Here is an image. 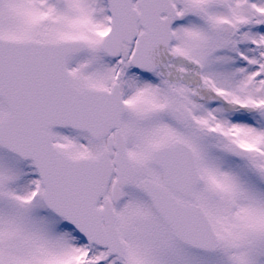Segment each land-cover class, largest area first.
Masks as SVG:
<instances>
[{"label": "snow or ice", "instance_id": "1", "mask_svg": "<svg viewBox=\"0 0 264 264\" xmlns=\"http://www.w3.org/2000/svg\"><path fill=\"white\" fill-rule=\"evenodd\" d=\"M0 264H264V0H0Z\"/></svg>", "mask_w": 264, "mask_h": 264}]
</instances>
